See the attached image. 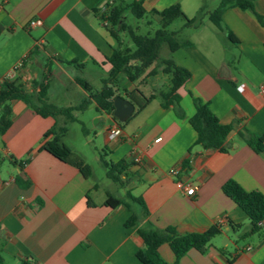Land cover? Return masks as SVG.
<instances>
[{
	"label": "crops",
	"instance_id": "obj_1",
	"mask_svg": "<svg viewBox=\"0 0 264 264\" xmlns=\"http://www.w3.org/2000/svg\"><path fill=\"white\" fill-rule=\"evenodd\" d=\"M112 1L140 0H0V84L20 80L36 95L40 92L37 85L45 84L49 103L62 108L86 106L73 112L75 122H68L62 116L40 117L23 102H12L11 127L0 137L3 263L10 258L16 264H142L136 256L144 247L138 229L146 220L126 227L132 211L123 205L105 206L108 194L127 200L130 192L144 201L149 221L160 230L172 227L179 234H189L216 225L221 228V234L203 251L191 250L179 264H264V219L259 232L249 235L247 214L222 189L234 180L247 192L264 195V152L257 154L239 136L245 130L264 136V93L260 91L264 86V27L250 12L238 8L226 11L223 24L238 41L235 44L227 31L206 22L208 16L197 28L182 30V24L172 30L173 23L170 31L192 43L162 56L191 73L177 92L180 103L163 106L160 95L171 89V77L161 72L162 68H157L154 77L147 76L148 70L134 83L122 76L118 97L131 101L128 93L139 90L154 98L121 126L98 110L76 83L81 78L94 93L99 91L109 80L112 66L108 58L113 49L129 47L121 34L119 42L112 38L94 13ZM201 2L143 0L147 16L142 20L149 27L157 24L160 28V19L152 12L175 5L190 19L204 4L207 12H212L208 10L210 0ZM255 9L264 16V0L256 1ZM35 18L42 19L43 25L30 29L29 22ZM74 61L83 68L72 64ZM11 74L13 78L8 79ZM164 81L168 84H161ZM194 98L209 103L221 124L233 126L226 152L195 145L197 133L189 122L195 114ZM87 114L92 130L83 121ZM74 123L82 126L97 162L104 150L113 163L129 162L127 176H123L128 180L125 187L109 180L123 190L118 196L95 182L87 157L66 144ZM115 125L121 135L110 140L108 131ZM54 127L67 128L60 144L71 149V161L82 160L91 168L88 178L70 162L42 150L44 144L55 141V135L44 138ZM158 139L161 141L156 142ZM12 157L27 164L23 168L14 165ZM18 176L28 185L19 183ZM178 181L193 186L195 195H186ZM127 202L140 211L138 205ZM159 253L168 264L176 263L169 244L160 246Z\"/></svg>",
	"mask_w": 264,
	"mask_h": 264
},
{
	"label": "trees",
	"instance_id": "obj_2",
	"mask_svg": "<svg viewBox=\"0 0 264 264\" xmlns=\"http://www.w3.org/2000/svg\"><path fill=\"white\" fill-rule=\"evenodd\" d=\"M258 0H219V5L212 12H207V6L204 4L200 8L198 15L194 18H188L182 11L179 5L170 7L162 12H152L160 19V28L152 36L140 35L126 23L127 14L131 13L137 20H142L147 16V12L143 7V0L134 1L132 3H107L102 9L94 10L95 15L100 20L103 28L108 34L119 42V34L128 33L133 44L132 48L119 47L114 48L111 57L108 58L109 64L112 66L108 82L104 83L103 87L93 92L90 85L81 78L76 79V83L80 85L96 103L97 109L111 115L114 120L121 126L126 123H120L114 117V100L118 97L119 82L122 76H125L130 82H137L142 76L147 74L148 77H154L158 73L157 68H162L161 72L171 77V89L167 93H162L160 96L163 100V106L178 105L180 97L178 90L191 78V73L187 69L178 66L172 59H163L160 55L162 46L167 45L170 53H174L180 48H188L192 46L189 41H182L179 38V32L170 31L171 25L182 20L184 29L197 28L203 18L208 16L209 21L219 30L227 31L228 39L235 44L238 41L233 34L224 27L223 15L226 11L238 8L242 11L250 12L257 19L259 24L264 27V16L257 13L255 3ZM107 23V25H105ZM79 68L83 65L74 61ZM40 88L38 95L34 91H29L24 83L20 80L8 81L4 80L0 84V137L3 136L12 124V109L11 104L14 101H21L32 109L38 116L58 117L62 116L68 122H75L73 116L75 111H83L86 106L62 108L51 104L47 101V85L39 84ZM128 98L136 105L134 115L143 110L149 102L154 98L145 97L139 90H134L128 93ZM195 114L190 118L189 122L197 133L196 146H200L205 150L215 149L221 152H226V141L230 132L233 130L232 125H223L220 123L217 116L210 109L209 103L201 99L194 98ZM180 116H183L180 113ZM67 128L54 127L49 131L44 138L50 135H55L56 139L52 143L43 145L42 150L47 151L55 158L63 162H70L77 167L80 172L89 177L92 173L91 168L82 160L71 161L72 151L67 146L60 144V139L67 133ZM240 138L257 154L264 152V136L255 135L248 130L240 133ZM107 151L99 155V161L106 171V177L113 183L125 187L128 180L123 179L129 167V162L123 160L118 163H113L107 160ZM11 161L14 165H19L23 168L27 161L19 162L13 157ZM187 164V163H186ZM17 181L21 184L28 185L21 177H17ZM224 194L233 200L248 216L251 222V231L249 235L259 232V224L264 219V195L260 192H247L236 181L230 180L223 186ZM127 200L138 205L140 211L133 210ZM127 200H122L108 194L105 201V206L110 208H118L126 206L132 215L126 221L125 226L131 227L140 223L145 219L144 225L138 229V235L144 242V247L137 253V258L142 264H168L160 255L159 248L163 244H169L173 253L176 256V263L188 254L191 250L203 251L212 241L213 238L220 235L222 230L219 226H213L203 233L179 234L174 228L169 227L164 230L158 229L151 221H149V212L140 197H134L130 192L127 193ZM89 206H94L89 202ZM239 229V227L237 228ZM235 229V230H237ZM0 264L3 259L0 256ZM21 264H30L27 261H22Z\"/></svg>",
	"mask_w": 264,
	"mask_h": 264
},
{
	"label": "rangeland",
	"instance_id": "obj_3",
	"mask_svg": "<svg viewBox=\"0 0 264 264\" xmlns=\"http://www.w3.org/2000/svg\"><path fill=\"white\" fill-rule=\"evenodd\" d=\"M199 1L201 2L202 0H199ZM218 4H219L218 0H210V2L208 3V5H209L208 10L213 11L214 8H216L218 6ZM206 22L209 23V19L206 20ZM126 23L128 24L129 27H131L133 30H135L140 35L150 34L153 36L155 34V32L159 29V26L157 24L149 27L146 24L145 20H137L131 13L127 14ZM182 24H183L182 20H177L174 22L171 29L172 30H178L179 28H181ZM211 27H213L212 29H215L214 26H211ZM121 35H122V42H125V46H129L132 48L133 44L129 38L128 33H121ZM168 51H169V49H168L167 45L164 44L160 50L161 57L166 56ZM163 79H166V78H163ZM161 84H168V81H166V82L164 81ZM165 89H166V87H163L161 90L164 91ZM88 116H89L88 114L85 115L83 118V121L86 123L87 128L89 130H92L93 125H90L86 121ZM86 138L87 137L85 136V134L83 132L82 126L77 124V123H74L70 127V132H69L68 136H66L65 142L68 146H70L74 150V152L80 151L87 157L88 162L90 163V165L93 168V174H92L93 180L95 182L103 184L105 187H108L111 190L113 189V191L118 192V193H115L116 196H118V194L122 193L123 190L119 186L115 187L113 185V183L107 179L106 171L102 167L101 163H99L95 160L96 155L94 153L93 145H88L86 143ZM89 138L90 139L93 138V135H90ZM100 195H103V192H101ZM134 195L138 196L136 193ZM5 264H16V261L14 259L7 258Z\"/></svg>",
	"mask_w": 264,
	"mask_h": 264
},
{
	"label": "built area",
	"instance_id": "obj_4",
	"mask_svg": "<svg viewBox=\"0 0 264 264\" xmlns=\"http://www.w3.org/2000/svg\"><path fill=\"white\" fill-rule=\"evenodd\" d=\"M112 2H110V4H112ZM43 25V21L42 19H39V18H35V19H32L30 22H29V25L28 27L31 29V28H37V27H40ZM105 25H107V23H105ZM8 79H12L13 78V75H9L7 77ZM240 91H244V88L241 87L240 88ZM260 91L262 93H264V86H261L260 87ZM121 135V129L115 125L114 127H112L109 131H108V137L110 140H114L116 138H118L119 136ZM161 141V139H158L156 142H159ZM173 174L175 175L176 173L173 172ZM177 185L180 189L184 190V192L186 193V195L188 196H193L195 195V188L191 185H184L182 182L178 181L177 182Z\"/></svg>",
	"mask_w": 264,
	"mask_h": 264
},
{
	"label": "water",
	"instance_id": "obj_5",
	"mask_svg": "<svg viewBox=\"0 0 264 264\" xmlns=\"http://www.w3.org/2000/svg\"><path fill=\"white\" fill-rule=\"evenodd\" d=\"M114 108V117L117 118L120 123H126L135 113V105L131 101L121 97L115 98Z\"/></svg>",
	"mask_w": 264,
	"mask_h": 264
}]
</instances>
